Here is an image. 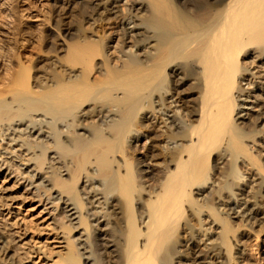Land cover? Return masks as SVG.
<instances>
[{"label":"bare ground","instance_id":"bare-ground-1","mask_svg":"<svg viewBox=\"0 0 264 264\" xmlns=\"http://www.w3.org/2000/svg\"><path fill=\"white\" fill-rule=\"evenodd\" d=\"M258 147L264 0H0V174L58 262L252 264Z\"/></svg>","mask_w":264,"mask_h":264},{"label":"rangeland","instance_id":"rangeland-1","mask_svg":"<svg viewBox=\"0 0 264 264\" xmlns=\"http://www.w3.org/2000/svg\"><path fill=\"white\" fill-rule=\"evenodd\" d=\"M39 33L36 31V34L39 35ZM41 34L40 37H34L36 39L33 41H26L28 45L25 55H29H26V58L31 57L32 52L33 55L40 53L36 52L39 51V47L42 52L41 45H46L48 40L43 36V32ZM258 148L264 156V149ZM241 163L242 161L239 164L242 165ZM243 165L242 169L246 172ZM247 175L245 173L246 179L251 180ZM0 197V234L10 245V252L18 264H62L57 261V251L61 248V243H58L60 230L49 224L46 216L36 208L34 200L27 196L19 185L14 186V182L3 174H0ZM230 219L233 222L238 221L236 214H230ZM254 229L257 230L260 227ZM252 234L241 248L244 249L245 255L252 264H264V240H261V238L264 239V233H261L263 236L258 239ZM3 263L8 264L0 257V264Z\"/></svg>","mask_w":264,"mask_h":264}]
</instances>
